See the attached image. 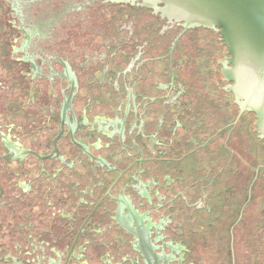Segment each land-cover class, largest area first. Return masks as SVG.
<instances>
[{
  "label": "flooded vegetation",
  "instance_id": "1",
  "mask_svg": "<svg viewBox=\"0 0 264 264\" xmlns=\"http://www.w3.org/2000/svg\"><path fill=\"white\" fill-rule=\"evenodd\" d=\"M226 57L146 8L0 0V264H240L264 140Z\"/></svg>",
  "mask_w": 264,
  "mask_h": 264
},
{
  "label": "water",
  "instance_id": "2",
  "mask_svg": "<svg viewBox=\"0 0 264 264\" xmlns=\"http://www.w3.org/2000/svg\"><path fill=\"white\" fill-rule=\"evenodd\" d=\"M103 1L146 8L184 31L203 28L217 33L228 55L219 62L220 75L229 83L225 91L234 97L240 114L255 115L256 132L264 140V0ZM253 224L251 215L240 245L247 264H264V225L255 234Z\"/></svg>",
  "mask_w": 264,
  "mask_h": 264
},
{
  "label": "rangeland",
  "instance_id": "3",
  "mask_svg": "<svg viewBox=\"0 0 264 264\" xmlns=\"http://www.w3.org/2000/svg\"><path fill=\"white\" fill-rule=\"evenodd\" d=\"M216 39V38H215ZM209 41H211L210 39H209ZM205 42H207V41H205ZM213 44V43H212ZM210 48H212V47H210ZM208 49V50H211V49ZM215 61V60H214ZM214 65V64H213ZM242 148L244 149L245 148V146H247V145H249V144H244V142L242 141ZM263 146V143L262 142H259L258 143V145L256 146V148H259V149H261L260 147H262ZM253 148H255V147H253ZM243 155H246L247 156V154H246V152H243ZM247 211V212H246ZM245 212V215H244V218H243V220H242V226H241V232H240V234H239V236H240V240H241V237H242V235H243V233H244V231H245V229H246V226H247V224H248V222H249V220H250V213L248 212V210H246ZM225 227V226H224ZM226 231H227V227H226V229H225V233H226ZM239 244H240V242H239ZM240 264H247V262H246V259H245V256H244V253H243V251H242V248H241V245H240Z\"/></svg>",
  "mask_w": 264,
  "mask_h": 264
}]
</instances>
